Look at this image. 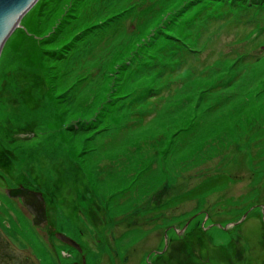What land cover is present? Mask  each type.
Masks as SVG:
<instances>
[{
	"label": "rangeland",
	"instance_id": "rangeland-1",
	"mask_svg": "<svg viewBox=\"0 0 264 264\" xmlns=\"http://www.w3.org/2000/svg\"><path fill=\"white\" fill-rule=\"evenodd\" d=\"M0 155L92 260L114 230L139 264L168 230L157 264H264V0H40L0 56ZM17 205L0 192V226L51 264ZM200 210L218 227L178 237Z\"/></svg>",
	"mask_w": 264,
	"mask_h": 264
},
{
	"label": "flooded vegetation",
	"instance_id": "flooded-vegetation-1",
	"mask_svg": "<svg viewBox=\"0 0 264 264\" xmlns=\"http://www.w3.org/2000/svg\"><path fill=\"white\" fill-rule=\"evenodd\" d=\"M20 185H24L25 187H28L30 189L40 191L25 184H17L5 187L0 186V192H3V194L7 196V194L5 193L6 188L18 187ZM9 199L14 201L16 205L18 204L17 206L19 208H21L22 206V213L32 223V216L26 211L24 205L21 202V199ZM46 208L48 216L47 225L44 227L34 226V228L36 233L42 238L50 253L51 264H129L130 256L128 254H122V252H119V250L117 251L116 248L113 247V244L111 242V239L112 241L117 239L116 231H110V236L106 237V245L102 248L103 251L101 250L98 254L99 256L92 260L90 259V256L85 250V248L76 239L75 240L81 246V250L64 243L55 236L56 232H64L62 230H58V228L53 223H51V220L48 215L47 201ZM89 211L91 212L92 217L96 218L94 214V212H96V209L93 206ZM89 211L87 210L86 212ZM1 214H3V212L0 210V216ZM200 217V229H198L197 227H194L192 222ZM217 225V222H214L212 220V215L209 211L200 210L195 213L192 218H190V220L186 223V227L184 226V228L178 229V227L175 225L172 229L178 237L183 236L186 232L191 234L197 233V236L199 237V230L201 231L202 229L204 232L208 233L209 231H212V229L215 228ZM168 233L169 231L166 230V233L164 235V247L161 249L153 248L152 250H149L146 255H143L144 259L141 260L139 264H157V261H159V259H161L163 255H168V249L171 243L170 239L168 238ZM70 237L73 238L72 236ZM53 238L58 240L60 244L56 243L55 241L53 242ZM0 239L3 240H0V248L2 249L0 255H3V257L0 256V264H47L37 253H35V251H33V247L30 244H28V246L19 245L10 237V235L5 231L2 226H0ZM110 258L114 260L113 263H109Z\"/></svg>",
	"mask_w": 264,
	"mask_h": 264
},
{
	"label": "water",
	"instance_id": "water-1",
	"mask_svg": "<svg viewBox=\"0 0 264 264\" xmlns=\"http://www.w3.org/2000/svg\"><path fill=\"white\" fill-rule=\"evenodd\" d=\"M37 1L38 0H0V56L10 35L19 26L23 16L37 3ZM5 193L9 198L21 199L26 211L32 216V224L34 226L44 227L47 225L48 216L46 200L41 191H36L24 185H20L18 187L6 188ZM246 216L247 213L241 220L230 223L228 226L240 223ZM55 236L64 243L81 250L80 244L70 236L62 232H56Z\"/></svg>",
	"mask_w": 264,
	"mask_h": 264
},
{
	"label": "trees",
	"instance_id": "trees-1",
	"mask_svg": "<svg viewBox=\"0 0 264 264\" xmlns=\"http://www.w3.org/2000/svg\"><path fill=\"white\" fill-rule=\"evenodd\" d=\"M40 0H38L37 1V3L39 2ZM37 3L32 7V9L37 5ZM230 6H232V5H225L223 8L224 9H228ZM203 11H204V9L201 11L202 13H203ZM27 14V13H26ZM25 16V15H24ZM24 16H23V18H24ZM22 18V19H23ZM186 25H184V27H185ZM176 41L180 44V46H182V45H184V42L182 43V41H180V39H176ZM178 43H176L174 46H173V49L174 50H178V48L177 47H179V44ZM6 44V43H5ZM171 55V54H170ZM153 57V59L154 60H157V59H159L158 58V56L156 55V56H152ZM163 61V60H162ZM148 94H144V95H141L140 97H143V96H145V100L144 101H148V98L146 97ZM144 98V97H143ZM133 116H137V117H139V118H141L138 114H136V115H133ZM139 118H137V122L139 121ZM139 123V122H138ZM138 123H136V125H139V126H141L140 124H138ZM0 157H1V155H0ZM4 162L6 161L7 162V160L8 159H10V156L8 155V158L6 159L3 155H2V158H1ZM26 178V177H25ZM230 178H229V176L228 175H226V174H220V175H217V176H211V177H209V178H207V179H205L204 181H202L201 183H199L196 187H193V188H191L190 189V191L186 194V195H184L183 197L186 199V198H189V199H193V198H195V197H199V196H201V195H204L205 193H208L209 191H211V190H213V189H215V188H217V187H220V186H223V185H225L226 183H228V180H229ZM40 190V189H39ZM41 191V190H40ZM43 192V191H42ZM90 192V191H89ZM89 195V197H88V200H86V199H79V205L80 206H82L83 208H86V207H89V206H91V203H89V201H92L91 199V192L88 194ZM45 196V195H44ZM46 198V197H45ZM91 198V199H90ZM77 201L78 200H76L75 202L77 203ZM76 203H74V205L76 206ZM88 205V206H87ZM88 209V208H87ZM196 221V222H195ZM195 221H193L192 222V224L194 225V227H197L198 229H200V220H195ZM196 223H197V225H196ZM216 227H218V226H216ZM202 230V229H201ZM200 231V230H199ZM201 234H202V237L203 238H206L205 236H206V232H200ZM187 235H191V236H193V234H191V233H187ZM105 240H106V236H105ZM104 240V241H105ZM103 241V240H102ZM102 241H101V243H102ZM105 244V243H104ZM106 245V244H105ZM195 245V247H196V249H197V247H198V245H196L195 244V242H194V244H193V246ZM203 246V245H202ZM201 246V247H202ZM194 249L195 248H193L192 246H191V253H192V256H188V254H186V258L188 259V261H190V260H195V255H196V252L194 251ZM189 257H190V259H189ZM182 259V258H181ZM186 260V259H185Z\"/></svg>",
	"mask_w": 264,
	"mask_h": 264
}]
</instances>
